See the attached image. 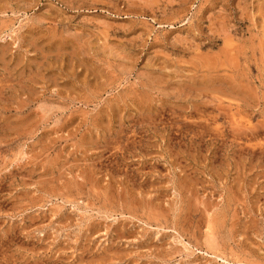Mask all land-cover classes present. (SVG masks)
<instances>
[{
    "label": "rangeland",
    "instance_id": "374dc122",
    "mask_svg": "<svg viewBox=\"0 0 264 264\" xmlns=\"http://www.w3.org/2000/svg\"><path fill=\"white\" fill-rule=\"evenodd\" d=\"M0 264H264V0H0Z\"/></svg>",
    "mask_w": 264,
    "mask_h": 264
}]
</instances>
